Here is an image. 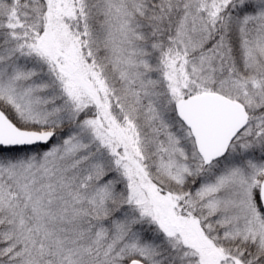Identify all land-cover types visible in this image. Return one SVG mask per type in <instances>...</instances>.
Returning a JSON list of instances; mask_svg holds the SVG:
<instances>
[{"label":"snow or ice","instance_id":"6c2138e0","mask_svg":"<svg viewBox=\"0 0 264 264\" xmlns=\"http://www.w3.org/2000/svg\"><path fill=\"white\" fill-rule=\"evenodd\" d=\"M0 264H264V0H0Z\"/></svg>","mask_w":264,"mask_h":264}]
</instances>
